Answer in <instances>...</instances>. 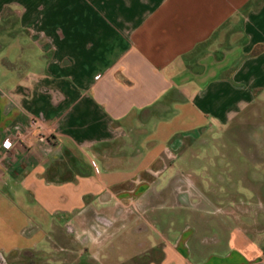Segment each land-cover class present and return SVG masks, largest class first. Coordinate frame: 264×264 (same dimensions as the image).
Returning <instances> with one entry per match:
<instances>
[{"label":"crops","instance_id":"1","mask_svg":"<svg viewBox=\"0 0 264 264\" xmlns=\"http://www.w3.org/2000/svg\"><path fill=\"white\" fill-rule=\"evenodd\" d=\"M4 8L0 263L264 264V0Z\"/></svg>","mask_w":264,"mask_h":264},{"label":"rangeland","instance_id":"2","mask_svg":"<svg viewBox=\"0 0 264 264\" xmlns=\"http://www.w3.org/2000/svg\"><path fill=\"white\" fill-rule=\"evenodd\" d=\"M17 17H18V12L14 11L13 8H4L1 11V13H0V51L3 52L2 50H4L5 52H7L9 55H8V57L6 55V58H9L12 61H16V63L19 64L18 66H21L20 63L22 61H24V59H22V55H19V54L15 55L13 53L14 52V50H13L14 46L19 45L18 41L15 42V40H16L14 38L15 33L13 31V27H14L13 23L16 21ZM22 47H24V48H22V52L24 53V50L26 51L28 49V47L27 46H22ZM0 56H1V54H0ZM263 121H264V119H263ZM256 130H255L254 125H247V126H244L242 128L241 133L244 134L246 143L258 145L259 141L257 140V135H255L256 137L254 136V134L256 133ZM228 145H229V148L234 147V143L231 141H228ZM248 164L251 165L250 163H248ZM235 183L233 185L235 187V189L234 190L230 189L228 192L229 196H232L234 198L235 194L238 193V194L245 195L247 201H255L256 202L258 200L254 195H252V193L249 190L241 188V186H239L240 184L238 182H235ZM234 199H236V198H234Z\"/></svg>","mask_w":264,"mask_h":264},{"label":"built area","instance_id":"3","mask_svg":"<svg viewBox=\"0 0 264 264\" xmlns=\"http://www.w3.org/2000/svg\"><path fill=\"white\" fill-rule=\"evenodd\" d=\"M36 128L39 131V134H38L39 142L42 144H50L51 145V143L53 141V139H52L53 135L48 133L46 130H44L40 124H38Z\"/></svg>","mask_w":264,"mask_h":264},{"label":"water","instance_id":"4","mask_svg":"<svg viewBox=\"0 0 264 264\" xmlns=\"http://www.w3.org/2000/svg\"><path fill=\"white\" fill-rule=\"evenodd\" d=\"M2 260V259H1ZM1 264V263H0ZM3 264V263H2ZM4 264H6L5 262H4Z\"/></svg>","mask_w":264,"mask_h":264},{"label":"trees","instance_id":"5","mask_svg":"<svg viewBox=\"0 0 264 264\" xmlns=\"http://www.w3.org/2000/svg\"><path fill=\"white\" fill-rule=\"evenodd\" d=\"M27 67V66H26ZM26 67H25V69H26Z\"/></svg>","mask_w":264,"mask_h":264},{"label":"flooded vegetation","instance_id":"6","mask_svg":"<svg viewBox=\"0 0 264 264\" xmlns=\"http://www.w3.org/2000/svg\"><path fill=\"white\" fill-rule=\"evenodd\" d=\"M2 264V263H1Z\"/></svg>","mask_w":264,"mask_h":264}]
</instances>
